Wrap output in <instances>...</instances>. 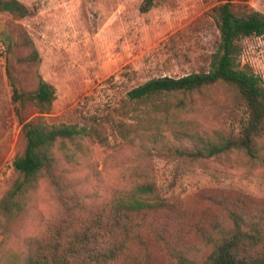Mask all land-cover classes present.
<instances>
[{"label": "trees", "instance_id": "16d2710c", "mask_svg": "<svg viewBox=\"0 0 264 264\" xmlns=\"http://www.w3.org/2000/svg\"><path fill=\"white\" fill-rule=\"evenodd\" d=\"M153 1L144 0L142 9ZM234 1L222 0L211 9L220 35L207 71L136 84L107 112L92 113L91 124L21 119V148L12 160L15 177L0 197V247L32 206L41 181L50 186L59 212L42 232L25 237V250L1 252L0 264H264V199L243 191L208 190L199 196L205 209L196 213L160 193L143 168L133 185L87 203L62 183L57 171L59 152L72 157L85 151L84 141L106 143L107 134L99 128L104 122L126 144L145 146L149 141L154 155L181 166L230 151L264 160V80L235 58L240 37L264 34V14L241 15ZM0 9L19 15L26 10L17 0H0ZM35 55L32 49L30 58ZM8 76L18 111L26 102L43 107L53 100L54 89L42 78L32 92H25L10 72ZM113 80L111 75L97 87L117 88ZM216 85L225 88L227 98L222 126L208 131L186 114L198 109L194 96ZM168 132L201 145L188 150L159 144Z\"/></svg>", "mask_w": 264, "mask_h": 264}, {"label": "rangeland", "instance_id": "374dc122", "mask_svg": "<svg viewBox=\"0 0 264 264\" xmlns=\"http://www.w3.org/2000/svg\"><path fill=\"white\" fill-rule=\"evenodd\" d=\"M17 1L26 8L23 15L0 9V197L15 177L12 160L21 148V119L37 118L47 125L91 124L92 113L101 114L102 108L107 112L136 84L162 75L207 71L219 42L211 9L222 0H154L145 9L144 0ZM234 6L241 15L264 14V0H235ZM236 50L239 65H248L264 80V34L240 37ZM8 72L25 92H32L42 78L53 87V100L43 107L26 102L18 111ZM111 75L118 87L111 85L106 94L97 86ZM226 98L223 86H213L194 96L198 109L186 117L208 131L221 127ZM110 124L99 127L107 134L105 144L84 141V152L72 157L58 154L62 183L87 203L125 190L143 168L151 172L160 193L196 213L205 209L199 196L208 190L243 191L264 199L262 159L253 161L230 151L181 166L154 155L149 141L145 146L126 144ZM163 142L188 150L201 145L169 132L159 144ZM58 212L50 186L41 181L32 206L17 221L0 253L25 250V237L42 232Z\"/></svg>", "mask_w": 264, "mask_h": 264}]
</instances>
